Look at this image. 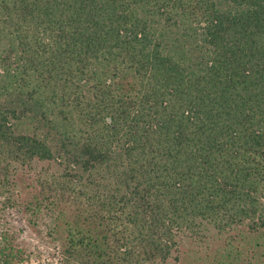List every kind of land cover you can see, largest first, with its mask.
<instances>
[{"label": "trees", "instance_id": "trees-1", "mask_svg": "<svg viewBox=\"0 0 264 264\" xmlns=\"http://www.w3.org/2000/svg\"><path fill=\"white\" fill-rule=\"evenodd\" d=\"M39 165L47 264L264 245V0H0V264H22L5 211Z\"/></svg>", "mask_w": 264, "mask_h": 264}, {"label": "rangeland", "instance_id": "rangeland-1", "mask_svg": "<svg viewBox=\"0 0 264 264\" xmlns=\"http://www.w3.org/2000/svg\"><path fill=\"white\" fill-rule=\"evenodd\" d=\"M39 168L18 173L21 209L5 211V225L11 227L15 244L21 247L22 264H47L56 237V214L46 208L34 185ZM237 233L239 229L222 235L212 230L200 237L186 234L164 264H263L264 245L252 237L241 240V236H232Z\"/></svg>", "mask_w": 264, "mask_h": 264}]
</instances>
